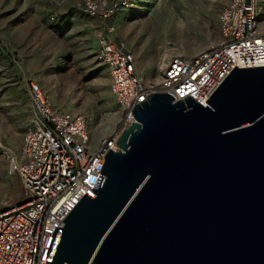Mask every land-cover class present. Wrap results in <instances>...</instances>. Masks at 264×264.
Wrapping results in <instances>:
<instances>
[{"label": "water", "instance_id": "obj_1", "mask_svg": "<svg viewBox=\"0 0 264 264\" xmlns=\"http://www.w3.org/2000/svg\"><path fill=\"white\" fill-rule=\"evenodd\" d=\"M174 100L135 108L47 264H264V68Z\"/></svg>", "mask_w": 264, "mask_h": 264}, {"label": "built area", "instance_id": "obj_2", "mask_svg": "<svg viewBox=\"0 0 264 264\" xmlns=\"http://www.w3.org/2000/svg\"><path fill=\"white\" fill-rule=\"evenodd\" d=\"M131 3L88 0L84 6L88 16L106 24L95 56L109 73L110 91L122 112L114 129L94 139L85 116L54 111L42 89L29 85L37 113L23 139L21 163L9 157L10 175L19 176L24 199L0 210V264H47L64 221L86 194L96 197L106 156L119 150L135 108L151 95L168 94L174 103L191 98L210 107L207 102L236 67L264 68L258 0H230L219 16L220 41L192 57L174 56L161 68L159 81L151 82L107 25Z\"/></svg>", "mask_w": 264, "mask_h": 264}, {"label": "rangeland", "instance_id": "obj_3", "mask_svg": "<svg viewBox=\"0 0 264 264\" xmlns=\"http://www.w3.org/2000/svg\"><path fill=\"white\" fill-rule=\"evenodd\" d=\"M87 1L0 0V210L24 199L9 157L21 163L23 139L37 113L30 84L42 89L54 111L85 116L94 139L121 118L109 73L95 56L106 24L85 13ZM229 2L132 0L107 25L136 56L140 71L157 82L166 51L174 49L170 58L192 57L220 41L219 16ZM258 12L264 33V0H258Z\"/></svg>", "mask_w": 264, "mask_h": 264}, {"label": "bare ground", "instance_id": "obj_4", "mask_svg": "<svg viewBox=\"0 0 264 264\" xmlns=\"http://www.w3.org/2000/svg\"><path fill=\"white\" fill-rule=\"evenodd\" d=\"M172 52H174V49L166 51L165 55L162 56V59H161V62H160V70L159 71H161V68L164 67L168 63V61L171 59L170 57H171V53Z\"/></svg>", "mask_w": 264, "mask_h": 264}]
</instances>
